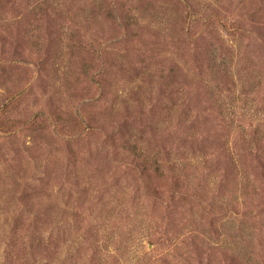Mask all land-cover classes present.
Wrapping results in <instances>:
<instances>
[{
  "label": "rangeland",
  "instance_id": "1",
  "mask_svg": "<svg viewBox=\"0 0 264 264\" xmlns=\"http://www.w3.org/2000/svg\"><path fill=\"white\" fill-rule=\"evenodd\" d=\"M0 264H264V0H0Z\"/></svg>",
  "mask_w": 264,
  "mask_h": 264
}]
</instances>
